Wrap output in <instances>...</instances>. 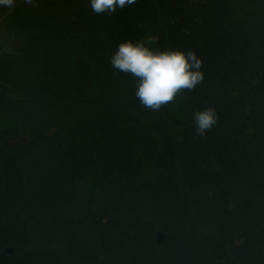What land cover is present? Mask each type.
Returning a JSON list of instances; mask_svg holds the SVG:
<instances>
[{
  "label": "trees",
  "instance_id": "trees-1",
  "mask_svg": "<svg viewBox=\"0 0 264 264\" xmlns=\"http://www.w3.org/2000/svg\"><path fill=\"white\" fill-rule=\"evenodd\" d=\"M39 2L13 11L0 50V264H264V0L111 16L76 0L70 19ZM157 34L149 48L195 51L205 78L150 111L105 54ZM208 106L218 124L197 138Z\"/></svg>",
  "mask_w": 264,
  "mask_h": 264
},
{
  "label": "clouds",
  "instance_id": "clouds-1",
  "mask_svg": "<svg viewBox=\"0 0 264 264\" xmlns=\"http://www.w3.org/2000/svg\"><path fill=\"white\" fill-rule=\"evenodd\" d=\"M137 0H90L92 12L109 16L131 7ZM23 4L37 8L36 0H23ZM0 7L14 9L16 0H0ZM159 35L146 40L121 42L112 54L110 63L117 72L131 74L138 81L135 96L141 106L150 111H160L174 104L184 92L194 91L204 81L203 62L195 51L152 50L148 45L158 44ZM219 114L208 106L193 113L192 125L197 138L206 137L217 126Z\"/></svg>",
  "mask_w": 264,
  "mask_h": 264
},
{
  "label": "rangeland",
  "instance_id": "rangeland-1",
  "mask_svg": "<svg viewBox=\"0 0 264 264\" xmlns=\"http://www.w3.org/2000/svg\"><path fill=\"white\" fill-rule=\"evenodd\" d=\"M40 0H36V3L39 5L36 9L39 11V12H41V11H43V10H45V9H41V7H40V3L41 2H39ZM44 1V0H43ZM57 1H59V0H57ZM63 1H65V3H66V5L65 6H67V7H71V8H73L74 6H75V2H76V0H63ZM80 1V0H79ZM85 1L86 0H81V4H83L84 5V3H85ZM88 1V4L87 5H82L81 6V8L82 9H84V8H87L88 10L89 9H91V6H90V0H87ZM60 3V2H59ZM24 7H31V6H27V5H24L23 4V0H16V7L14 8V9H11V10H9V9H6V8H2V7H0V44H1V39L3 38V37H6L7 35H8V37L10 38V40H9V44L7 43V42H5V43H2L1 45H0V50L2 51V47L3 48H6V47H11V45H12V42L13 41H15V37L13 36V34H12V30H11V27H9V24H8V22H9V19L11 18V14L13 13V11H15V9L17 8V9H21V8H24ZM77 7L78 6H75L73 9H71V11L70 12H68L65 8H64V5H62L61 3H60V6L58 7V9H57V11L54 13L55 15L56 14H61V13H65L66 12V14H67V18H71V15L75 12V10L77 9ZM33 9V7H31V9L30 10H32ZM46 12H48L49 11V9H46L45 10ZM82 16H84V17H88V18H92V17H94L95 15L94 14H92V13H89V12H87V13H84V14H82ZM180 16V15H179ZM147 25H149L148 24V21H147ZM90 26V25H89ZM88 28V30L91 28V27H76L75 28V33H76V35L77 36H79L80 37V39H79V42L81 41V35H83V36H86L85 34H86V32H84V30L85 29H87ZM8 29V30H7ZM147 31H149V27H142L141 28V33H144V32H147ZM84 32V33H83ZM113 41L116 43V41H115V39H113ZM78 42V41H77ZM81 53H82V55H81V57L83 58V57H86V56H88L89 55V53H90V50H88V48H84V49H82L81 50ZM114 53V51H112L111 53H107L106 52V54H105V57L107 58L106 60H108L109 59V65H110V59H111V56H112V54ZM74 54V57L75 58H78V49H76L73 53H72V55ZM72 55H71V57L69 58V59H71L72 60ZM5 57H7L6 55H4L3 56V58H5ZM70 60V61H71ZM105 60V61H106ZM68 65H69V63H68ZM68 65H66V67L68 66ZM111 67V69H112V72L115 70L113 67H112V65L110 66ZM119 264H124V262H120ZM231 264V263H230Z\"/></svg>",
  "mask_w": 264,
  "mask_h": 264
},
{
  "label": "water",
  "instance_id": "water-1",
  "mask_svg": "<svg viewBox=\"0 0 264 264\" xmlns=\"http://www.w3.org/2000/svg\"><path fill=\"white\" fill-rule=\"evenodd\" d=\"M250 117V115H247V118H249ZM168 236V234L166 233V232H164V231H158L157 232V235H156V238H157V242H159V241H161L164 237H167ZM11 249L9 248V247H7L6 249H5V251L6 252H8V251H10Z\"/></svg>",
  "mask_w": 264,
  "mask_h": 264
},
{
  "label": "flooded vegetation",
  "instance_id": "flooded-vegetation-1",
  "mask_svg": "<svg viewBox=\"0 0 264 264\" xmlns=\"http://www.w3.org/2000/svg\"><path fill=\"white\" fill-rule=\"evenodd\" d=\"M219 264H220V262H219ZM230 264V263H229ZM232 264V263H231Z\"/></svg>",
  "mask_w": 264,
  "mask_h": 264
}]
</instances>
